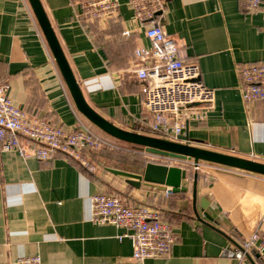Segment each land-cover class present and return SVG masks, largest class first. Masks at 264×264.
<instances>
[{
	"label": "crops",
	"instance_id": "obj_1",
	"mask_svg": "<svg viewBox=\"0 0 264 264\" xmlns=\"http://www.w3.org/2000/svg\"><path fill=\"white\" fill-rule=\"evenodd\" d=\"M39 1L86 103L114 126L150 136L144 124L152 118L143 110L133 70L135 50L150 49L151 42L131 0H118V17L106 21L83 14L81 5L96 0ZM153 21L215 92L205 119L186 121L180 136L187 141H167L264 164V100L244 102L240 92L241 69L264 62L261 12L249 13L245 0H168ZM0 85L8 86L17 108L67 131L84 127L102 139L76 110L27 0H0ZM130 146L131 155L139 151L151 163L185 169L188 191L137 189L110 168L92 174L60 154L39 162L14 151L0 153V264L31 256L41 264H115L129 257L132 244L121 238L124 229L92 222L90 198L100 193L156 209L173 229L177 239L168 257L145 264H264V176L202 161L195 171L191 163ZM144 166L113 170L140 174ZM253 235L259 241L243 261L223 255Z\"/></svg>",
	"mask_w": 264,
	"mask_h": 264
},
{
	"label": "built area",
	"instance_id": "obj_2",
	"mask_svg": "<svg viewBox=\"0 0 264 264\" xmlns=\"http://www.w3.org/2000/svg\"><path fill=\"white\" fill-rule=\"evenodd\" d=\"M167 1H130L135 18L145 25L144 35L151 42L150 49L135 50L137 65L133 70L141 84L143 110L152 118L144 127L150 136L163 140L180 136L189 119L204 120L206 110L215 100L214 90L201 82L199 67L182 61L177 42L153 21L157 12H164ZM245 1L247 11L261 12L264 20L263 0ZM119 6L118 0H96L83 3L81 9L91 20L106 21L118 17ZM240 76L242 100L263 101L264 62L243 67ZM103 144L84 127L67 131L46 118L17 108L8 96V86L0 85V153L14 151L39 162H49L60 154L93 173L96 168L91 164L90 152ZM191 166L195 171L201 170L200 162H192ZM165 193L171 194V189ZM90 204L93 223L122 228L126 233L121 238L131 241V255L115 264H145L147 260L165 259L176 243V234L156 209L127 205L121 197L106 193L91 196ZM258 241L253 235L240 248L226 249L223 255L241 262ZM9 264H41V259L23 257Z\"/></svg>",
	"mask_w": 264,
	"mask_h": 264
},
{
	"label": "water",
	"instance_id": "obj_3",
	"mask_svg": "<svg viewBox=\"0 0 264 264\" xmlns=\"http://www.w3.org/2000/svg\"><path fill=\"white\" fill-rule=\"evenodd\" d=\"M27 1L60 71L76 110L101 132L117 141L132 145L148 155L188 163H197L200 161L208 162L264 176V164L230 155L202 150L185 144L170 142L148 135L126 131L103 119L86 103L40 1ZM177 140L179 142H184L187 141V137L179 136L177 137ZM108 171L111 174L124 178L127 184L137 189L141 186L160 190L171 189V192L175 194L185 193L188 191V181L186 179L187 171L178 166L147 163L140 174H132L113 169H108ZM197 177L198 174L194 173V200L196 197L195 184ZM207 203L208 202H205L204 200L201 201V210L203 211L205 218L211 220L209 215L206 213V210L208 209Z\"/></svg>",
	"mask_w": 264,
	"mask_h": 264
},
{
	"label": "rangeland",
	"instance_id": "obj_4",
	"mask_svg": "<svg viewBox=\"0 0 264 264\" xmlns=\"http://www.w3.org/2000/svg\"><path fill=\"white\" fill-rule=\"evenodd\" d=\"M92 125V124H91ZM99 133V131H97ZM101 134V133H100ZM103 134V135H102ZM100 138L101 141L104 142L102 147L98 149L97 151L90 152V161L91 164L96 168V171L93 173H104L107 168L110 169H127V168H133L138 165L139 161V155L140 153H136L139 151H136L131 155V146L128 144H125L121 141H116L113 138L107 136L102 132ZM128 170V169H127Z\"/></svg>",
	"mask_w": 264,
	"mask_h": 264
},
{
	"label": "trees",
	"instance_id": "obj_5",
	"mask_svg": "<svg viewBox=\"0 0 264 264\" xmlns=\"http://www.w3.org/2000/svg\"><path fill=\"white\" fill-rule=\"evenodd\" d=\"M136 148V147H135ZM137 149V148H136ZM139 160L140 161H138L137 163H138V166L139 165H146L147 163H151V162H149V160H145V159H143L141 156H139ZM92 174H94V173H92Z\"/></svg>",
	"mask_w": 264,
	"mask_h": 264
}]
</instances>
